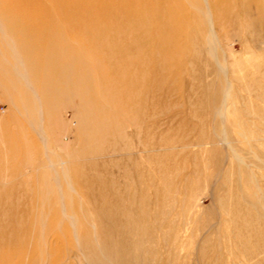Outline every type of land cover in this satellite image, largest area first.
Listing matches in <instances>:
<instances>
[{"label": "rangeland", "instance_id": "1", "mask_svg": "<svg viewBox=\"0 0 264 264\" xmlns=\"http://www.w3.org/2000/svg\"><path fill=\"white\" fill-rule=\"evenodd\" d=\"M24 1L0 0V264H264V0Z\"/></svg>", "mask_w": 264, "mask_h": 264}, {"label": "bare ground", "instance_id": "2", "mask_svg": "<svg viewBox=\"0 0 264 264\" xmlns=\"http://www.w3.org/2000/svg\"><path fill=\"white\" fill-rule=\"evenodd\" d=\"M36 1H37V4H38V0H25L24 2H25V4L26 5H31L32 4V7H34V5L36 4ZM70 2L69 3H71V0H69ZM128 1V3H130L132 0H127ZM35 2V4L33 5V3ZM23 3V2H22ZM14 4V3H13ZM24 4H22V6H23ZM16 6V5H15ZM36 6V5H35ZM39 5H37V7H38ZM28 8V7H27ZM48 8H50V7H48ZM45 5H44V7L42 8V9H48ZM31 9V8H30ZM33 9V8H32ZM36 9V8H35ZM208 19H209V17H208ZM212 24V23H211ZM209 42H210V46H211V52L213 53V57H214V59L216 58V59H218V57H217V54H216V48H215V40H214V38L213 37H211L210 39H209ZM41 102V101H40ZM42 103V102H41ZM40 108H41V106H40ZM45 111L43 112L42 111V116L44 117L45 116ZM45 117H47V114H46V116ZM62 142H63V140H62ZM62 144H64V142L62 143ZM49 149V148H48ZM60 194V193H59ZM61 196V195H60ZM255 249V248H254ZM259 250V249H258ZM255 252H257V251H255ZM259 252H260V250H259ZM261 255V254H260ZM259 256V255H258ZM247 259V258H246Z\"/></svg>", "mask_w": 264, "mask_h": 264}]
</instances>
